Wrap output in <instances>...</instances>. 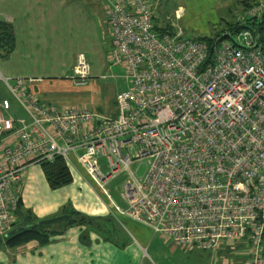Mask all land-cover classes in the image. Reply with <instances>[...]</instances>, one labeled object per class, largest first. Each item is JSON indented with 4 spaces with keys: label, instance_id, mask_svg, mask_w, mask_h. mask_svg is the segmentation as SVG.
Returning <instances> with one entry per match:
<instances>
[{
    "label": "built area",
    "instance_id": "built-area-1",
    "mask_svg": "<svg viewBox=\"0 0 264 264\" xmlns=\"http://www.w3.org/2000/svg\"><path fill=\"white\" fill-rule=\"evenodd\" d=\"M104 16L108 61L128 85L114 115L40 103L27 90L34 78L3 79L25 117L0 101V237L16 222L24 169L60 157L111 214L181 249L241 245L246 264H264V0L207 39L184 36L172 20L160 25L149 0H104ZM90 76L79 53L70 78L83 86ZM121 173L123 205L107 189Z\"/></svg>",
    "mask_w": 264,
    "mask_h": 264
},
{
    "label": "crops",
    "instance_id": "crops-1",
    "mask_svg": "<svg viewBox=\"0 0 264 264\" xmlns=\"http://www.w3.org/2000/svg\"><path fill=\"white\" fill-rule=\"evenodd\" d=\"M95 1L103 3L104 8V0ZM79 2L0 0V22L8 24L13 34L12 48L6 51L5 47H0V101L6 99L10 102V113L14 118L25 117V112L8 91L4 78L10 84H14L17 77L34 78L36 81L28 84L27 90L40 103L72 108V104L62 100L59 94L62 86L73 81L70 77L60 76L58 72L70 70L71 76L76 61L74 56L69 63L65 61V41L75 37L78 39L76 50L79 53L96 54L99 52L97 45L101 32L96 6L90 2L93 11L88 16L82 12ZM91 45L94 47L91 48ZM115 106L113 97L105 105L104 111L98 112L114 115ZM80 108L88 109L85 106ZM12 134L8 132L7 138H12ZM67 165L72 174V181L68 185L74 189L68 191V194L72 193L69 197L72 199L71 209L78 213L76 220L72 223L53 224L56 233L46 244L29 241L20 246L8 247L1 240L0 264H143L146 258L153 264H190L183 261L184 257L189 256L182 254L177 246H170L169 250L165 244L162 248L153 250L152 255L146 251L144 241L146 242L148 231L152 232L151 228L127 217L112 216L93 183L77 166ZM29 166L23 172L22 187L17 192L19 198L26 187ZM20 199L24 203L23 198ZM64 203L65 200L59 206ZM59 206L39 218L63 214L66 206ZM121 217L127 220L129 228ZM142 233L145 239L142 238L141 241L136 235L140 236ZM238 247L246 255V249L241 245Z\"/></svg>",
    "mask_w": 264,
    "mask_h": 264
},
{
    "label": "rangeland",
    "instance_id": "rangeland-1",
    "mask_svg": "<svg viewBox=\"0 0 264 264\" xmlns=\"http://www.w3.org/2000/svg\"><path fill=\"white\" fill-rule=\"evenodd\" d=\"M79 1L82 12L88 16L91 15V11H93V6H91L90 2H92L97 8L101 26V32L97 45L99 52L97 51L96 54L83 53L91 66V76L88 79L87 84L79 87L75 86L68 80L70 84L62 86L59 94L61 99L72 104V107L85 106L88 109L104 111L105 105H107L118 92L126 89L128 85L123 77L124 69L120 66L110 64L108 61L110 36L104 16L103 3L95 0ZM149 1L154 8L155 15L160 25L172 20L173 23L183 31L184 36L189 38L214 36L215 34L223 31L226 28L227 23L232 22L235 15L241 10V5L238 0ZM65 44V61L69 63L72 56L76 59V55L79 53V51L76 50L78 48V39L70 37L69 40L65 41ZM92 47L94 46L91 45V48ZM61 62L62 60H60V63ZM70 73V70L58 72L60 76L65 78L70 77ZM136 168L137 177L144 175L147 170L146 161H141L140 163L132 166L133 170ZM125 177L126 174L121 173L116 178L111 180L107 186V189L114 201L120 205H123V202L119 197L118 186ZM26 180V187L22 196H20V198H23L24 201L19 210L20 221L26 220L31 223L39 224L41 220L52 218H39V216L55 210L64 200L66 203L61 204L59 207L63 208L64 205L66 206V209H71V207H73L72 199L69 197L72 196V193L68 194V191H71L73 186L71 187V185H65L57 189L50 188L45 180L40 163L29 166L27 169ZM61 215L67 214L64 213ZM63 220L50 224L53 225ZM121 220L125 225L127 224L126 219L121 217ZM127 227L129 228V226ZM142 235L140 234V236H136L142 241V238L145 239L144 233H142ZM165 244L169 250L171 249L170 246H174L170 240L165 239L159 234H153V232L148 231L144 245H147L146 251L148 250L151 255L153 250L160 249ZM176 248L182 251V254L189 256V258L184 257L183 261H187L190 264H246L248 258L247 255H244L243 251H240L238 245L233 246L232 249L230 245L227 246L222 244L214 251L192 248L184 250L183 248ZM194 254L197 256H193ZM147 260L148 259L146 258L143 264H153Z\"/></svg>",
    "mask_w": 264,
    "mask_h": 264
},
{
    "label": "trees",
    "instance_id": "trees-1",
    "mask_svg": "<svg viewBox=\"0 0 264 264\" xmlns=\"http://www.w3.org/2000/svg\"><path fill=\"white\" fill-rule=\"evenodd\" d=\"M241 5V11L246 10L251 7L252 0H238ZM226 28L233 29V22H229L226 25ZM156 29L159 31L171 30L170 25H166L164 28ZM202 39H207L209 37H199ZM13 45V34L11 27L6 23L0 22V47H5L6 51H9ZM42 171L45 177V180L48 186L52 189H57L62 186L68 185L72 181V174L67 163L60 157H56L52 162H41ZM22 202L19 198L18 205L16 209V222L14 227L28 225L29 227L22 229L13 233L8 237H0V241L8 247H16L23 245L29 241H37L39 244H46L50 241L52 235L56 233V229H53L52 224L39 225L37 223H31L26 220L20 221L19 219V210ZM64 213L67 214V218L59 223H72L76 220L78 213L72 209L64 208ZM63 213V214H64ZM114 217H117L111 214ZM81 222V220H80Z\"/></svg>",
    "mask_w": 264,
    "mask_h": 264
},
{
    "label": "water",
    "instance_id": "water-1",
    "mask_svg": "<svg viewBox=\"0 0 264 264\" xmlns=\"http://www.w3.org/2000/svg\"><path fill=\"white\" fill-rule=\"evenodd\" d=\"M68 216L67 215H60V216H56V217H52V218H48V219H44V220H41L39 222V225H47V224H50V223H54L56 221H59V220H63V219H66ZM29 227L28 225H24V226H17V227H13L11 230H9L6 234H5V237H8L10 235H12L13 233L17 232V231H20L22 229H25Z\"/></svg>",
    "mask_w": 264,
    "mask_h": 264
}]
</instances>
